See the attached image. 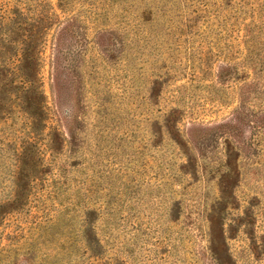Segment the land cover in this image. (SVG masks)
Here are the masks:
<instances>
[{"label":"rangeland","instance_id":"374dc122","mask_svg":"<svg viewBox=\"0 0 264 264\" xmlns=\"http://www.w3.org/2000/svg\"><path fill=\"white\" fill-rule=\"evenodd\" d=\"M0 264H264V0H0Z\"/></svg>","mask_w":264,"mask_h":264}]
</instances>
